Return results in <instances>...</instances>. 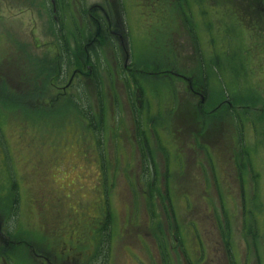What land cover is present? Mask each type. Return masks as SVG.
<instances>
[{
  "label": "rangeland",
  "instance_id": "374dc122",
  "mask_svg": "<svg viewBox=\"0 0 264 264\" xmlns=\"http://www.w3.org/2000/svg\"><path fill=\"white\" fill-rule=\"evenodd\" d=\"M79 1L54 0L52 11L50 0H0V264H48L62 253H93L88 264H168L172 233L177 242L169 254L176 264H264V60L247 56L252 46L262 55L263 30L250 35L237 25L230 13L234 0ZM94 5L105 13L88 11ZM91 13L111 26L109 45L85 46L95 37ZM169 40L183 43L175 60ZM45 44L64 52L58 79L48 66L56 64V49ZM83 45L91 78L75 79L56 97L54 85L65 83L76 55L85 54ZM199 57L216 61L225 81L238 72L236 82L250 81L258 95L255 109L219 100L234 110L236 126L229 115L217 122L204 114L221 130L215 146L225 159L187 146L192 139L183 143L177 134L179 117L185 127V119L197 129L199 122L187 110L173 115V85L164 70L176 61L192 72ZM114 60L120 68L125 62L132 75L130 86H117L118 106L108 93ZM204 81L203 101L213 111L220 89ZM134 85L141 88L139 107L127 102ZM248 91L239 87L232 94L248 98ZM87 119L94 128H87ZM148 127L153 138L142 133ZM139 131L147 144L132 148L127 140ZM147 154L154 166L151 190ZM100 213L105 217H96Z\"/></svg>",
  "mask_w": 264,
  "mask_h": 264
},
{
  "label": "flooded vegetation",
  "instance_id": "af4514ba",
  "mask_svg": "<svg viewBox=\"0 0 264 264\" xmlns=\"http://www.w3.org/2000/svg\"><path fill=\"white\" fill-rule=\"evenodd\" d=\"M50 3H51L52 11L56 10L55 4H54V0H50ZM229 3L234 4V7H232V8L230 7V13L233 15V18L235 20H237L238 24L237 23L236 24L239 25L241 27V29L246 28V30L248 31L247 33L250 32V35L252 34V32H255L257 34L260 33L259 31L256 32L257 29H261V30L264 31V0H234L233 2L229 1ZM75 4L80 6L81 3H80L79 0H75ZM98 9L103 10V12L105 13L104 9L100 5L91 6L88 9V11L92 12L93 10H98ZM82 13H83V8H80L77 11V15H78L79 18H80V15ZM90 18L93 20L92 22L96 26L95 37L90 38V41L87 44H85V46H87L88 44L89 45L93 44V45H98V46L100 45L101 47L102 46L104 47L107 44L109 45L111 43V39H108V37H107V35H105V33L106 32L107 33H111V26H109L108 24L101 25L99 18L96 15L92 14V13L90 14ZM53 19H54V21H56V16H53ZM58 28H59V26H58ZM102 30L104 32L105 37L103 39L104 42L103 43L100 42L101 43L100 44L99 43V39H97L96 36H98V34H101L99 31H102ZM263 31H262V33H264ZM113 33L116 34L117 37H120V34L118 32L114 31ZM176 35H178V34H176ZM170 36L173 37V35H170ZM250 38H252V36H250ZM179 41H181V40H179ZM179 41L178 40H174V41L170 42V40H169V45L171 47V53L174 55V57H173L174 60L177 59V57H175L176 49H178V51H180V52L183 51V50H181V48L183 49V47H182L183 43H180ZM254 43H256V42H254ZM46 44H49V43L47 42ZM46 44L43 45V46L44 47H46V46L49 47L50 46V47H54L56 49V58H55L56 59V65L54 66V68H51V71H53L51 76L53 77L55 75L56 79H58V78H60L61 72H62L61 63H62L63 59L65 58L64 52L60 53V51H59V46L60 45H58V44H50V45H46ZM121 45H122V42H121ZM85 46L83 47L84 52H85L83 58L82 57L79 58L80 56L78 57V55H76V57L74 56L75 57L74 58V63H73L74 66H73L69 76L67 77L65 83L62 86H59L57 84L56 85L53 84L56 97H59L60 94L65 93V90L67 89V87H69L70 85L72 86V84L75 82V79H77L79 81V83H80V81L83 78H86V79H90L91 78L90 53L88 51H86ZM252 48H253V46L249 47V53L252 52L251 56H254L257 59L260 58L261 60L262 59L264 60V57H263L264 56V54H263L264 53V49L261 50V53L257 52L259 54H262L261 56H258V55H256V52L253 53ZM91 51H92V49H91ZM96 52H99V51L96 50ZM182 53H184V52H182ZM123 59H124V57H123ZM50 62L51 61H48V64ZM172 63L173 64H172L171 68H168V70H164V73H166V75H167V76H165L166 77L165 80H167L166 83H169L170 85H173V89H176V90L179 89L178 90L179 92L177 91L179 99L181 101H185L187 105H189V104L204 105L205 103L203 101V90L202 89L194 90L192 85H191L192 84V79H193V76H194L193 73L191 72V69L186 71L184 69L185 68L184 67L185 63L184 62L183 63H179V62L173 61ZM126 66L127 65L124 62L123 66H121V68H120L118 63L115 60L112 61V69H113V71H112V76H110L111 77L110 80H112V84L111 85L109 84L108 93H109V96H110V99H111V103L112 104L114 103L116 106L119 105V103H118V96H119L118 91L119 90H117L118 89L117 86L120 83L121 84H125V82H127V84L129 83L130 85L132 84L130 79H128L129 77L126 76L127 77V81H126L125 80L126 77L120 75L121 71H124ZM124 73H125V71H124ZM49 74H51V72L48 73V75ZM51 76H50V78H51ZM196 78L199 80V76H196ZM200 80H202L201 77H200ZM134 86H135L133 88L134 90L132 91L133 92V97H131L130 95L127 96V99H128L127 102L129 103L130 107H131V103H132L133 100H134V104H135V107H136V101H135V92H136V90H138L140 95H141L140 86H138V85H134ZM55 96H53V97H55ZM197 97H200V98L197 99ZM224 101H222L221 104H220V102L215 104V108L216 109L213 108L212 109L213 111H210L209 109H207V112L210 114L212 112H215L216 110L219 111V109L222 106V104H224ZM226 104L230 105V103L228 101L226 102ZM253 109H255V108H253ZM219 119H221V118L216 117L215 120H217V122H219ZM213 128H214V126L212 125L210 131H209V129L203 131L204 134H206L208 137H213V139H211V138L209 139V138L206 137V139L202 140V142L201 141L200 142L195 141L196 142L195 143L194 141H191L190 143L194 144L195 146L197 145V143H200L201 146L203 147V149H207L210 153L212 151L213 154L216 153L217 154L216 156L218 157V159H225L226 158V156L224 157L225 151H223V149H222V147H220L219 143L217 144V147L215 146V143H216L215 140L217 139L218 135H220V133L218 132V130H215ZM125 129H126V127H125ZM153 132H154V129L149 127V129H148V131L146 133H149L150 138L151 137L153 138ZM142 133H143V135L146 134L145 131H143V130H142ZM139 134H140V136L139 135L137 137L133 136L131 139L127 140V144L130 145L132 148H135V147H138V146H140V147L146 146V144H147L146 138L143 137V135L141 134L140 131H139ZM151 140H153V139H151ZM147 160H148V163H149V166H148L149 181L148 182L145 181V184H146V187H150L149 190H151V184H152V179H153L152 167L154 168V166L151 163L152 161L149 158L148 154H147ZM142 176H143V179L146 180V178H147L146 172H143ZM142 191L144 192V189H142ZM105 212H107V210ZM101 216H102V218H104L105 214H101L100 213V215H97L96 217H100L101 218ZM100 221L101 220H99L97 222L100 223ZM96 224L94 225L95 227H96ZM170 230H171L170 233H172L174 231V229H170ZM95 233L97 234V230H95ZM75 236H76V230L73 231L72 234H70V237H75ZM138 236L139 235L137 234V237ZM171 237L173 238L174 242H173V245L170 246L169 253H171V252L175 253L174 246H175L177 240L174 237L173 233H172ZM97 239H99V238H97ZM169 240L171 241L170 238H169ZM141 246H144V248L146 249L147 253L151 254V250L149 248L150 244H148V242H146L145 239H142ZM125 250L127 251L128 254H134V252H131L127 248H125ZM199 250L200 249L198 248V252H199ZM161 252H162V250H161ZM169 253H168V255H169V257H171V259L168 258L169 262H170L168 264H172V262H173V264H176L172 254H169ZM199 253H198V255H199L198 259H202V256H201L202 254L201 253L199 254ZM90 256L86 258V255L85 256H80V255L77 256L74 253H62L60 255L52 256L51 259L47 258V261H48V264H88L87 261H88V258H90ZM164 260H165V258H164Z\"/></svg>",
  "mask_w": 264,
  "mask_h": 264
},
{
  "label": "trees",
  "instance_id": "16d2710c",
  "mask_svg": "<svg viewBox=\"0 0 264 264\" xmlns=\"http://www.w3.org/2000/svg\"><path fill=\"white\" fill-rule=\"evenodd\" d=\"M212 55L215 58L217 57L215 52ZM172 56L174 57L173 54H172ZM247 56L249 57L250 56V53ZM247 56H246V58H247ZM199 60L197 62L198 67H196V68L192 67V68H194V70H192V73H193L194 76H193L192 84L191 85H192V87H193L194 90H196V89H202L203 86H204V83H205L204 80H207V81L213 80L211 82L215 86H217L218 89H220V92H218L219 94H217L216 101L217 100L218 101L216 103H218L219 100H221L222 98H227L228 97V99L231 100V102H229V103L233 104V106H237V108L238 107H241V108H251V109H253V108L256 107L254 103L257 100H259V99H258V95L256 96V94L252 91L253 88L255 87L254 84H253V87H252L251 84H250V81H245V82H243L242 84L239 85V83L236 82V78H235V76H236V74L238 72H231V71L229 72V79L225 81L223 79V76L222 77H219V75L217 74L218 72L219 73H222V68L219 67L218 65H216V61H213V62L212 61H205V60L202 59V57H199ZM172 64L173 63H171V65L168 68H171ZM51 65L53 66L52 68H54V66L56 64L54 65V64H51V62H50L48 64V66L51 68ZM247 70L248 69H243L242 72L247 71ZM194 72H199V80L196 78ZM202 72L205 73V74L203 75ZM131 73H133V72H131ZM247 74H249L248 71H247ZM120 75L125 76V77L127 76V77H129L128 79H130V78L132 79V75L131 74L127 75V73L126 72L124 73V71H121ZM211 75H213L214 77H213V79L209 80V78H210ZM127 77L125 78L126 81H127ZM200 77L202 78V80H200ZM129 86H130V84H129ZM239 87L240 88L241 87L242 88L244 87L246 90H249L247 92V95H250V97H248V98L243 97V96L235 97L232 94V91L236 90ZM168 94H169V100H170L171 106L174 108V112H173L174 114L173 115L179 114V116H182V115H180V114L183 113L182 110H187L192 115V116L191 115H189V116L197 118V122H199L198 123L199 124V127L197 129L196 127H192V123H191V120L189 118L188 119H185V121H187V125H188V127H185L186 125L184 126V124H183V123H185L184 122V119L182 117H179L180 119H179L178 122L176 121V124H177V127H180V130L177 131V134L179 136H181V137L183 136L182 139L181 138L179 139L180 141H184V140H187V139H189V140L192 139L191 141H194V142L195 141H197V142H200L201 141L202 142V140H205L206 137L209 138V139L210 138L213 139V137H208L206 134L203 133V131L204 130H207V129H209V131H210L211 130V126H212V124L208 123L207 120L204 119L206 117V116H204V114L211 115L212 117H219L218 115H220V112L223 111L225 113V118H221V117H219V118L225 120L226 118H228L226 116L229 115V117L233 118V120H234L233 123H232L233 124L232 126H236V117L237 116H236L234 110H231L229 107L228 108H224L223 106H221L218 112H216V113H210L209 114L207 112V109L208 108L206 106V103L204 105H194V104L187 105L186 102L183 103L179 99L178 92H177L176 89H168ZM85 121L86 122L88 121L87 122V125H86L88 129L90 127H93L94 128L93 123H91V121L89 119H87ZM190 123H191V125H190ZM174 124H175V122H174ZM172 127H173V125H172ZM150 128H152V127H150ZM148 129H149V127L147 128V130L145 132H147ZM173 129H174V127H173ZM234 130H237L236 127H234ZM181 131H183L185 134H188L189 132H191L192 134H190L189 137H187L188 135H185L184 136V133L183 134H180ZM175 133H176V131H175ZM219 133H221V130L220 129H219ZM217 139L215 141H217ZM191 141H186L187 144H188L187 146H189V145L195 146L194 144H191L190 143ZM183 143H185V141ZM196 147L203 148L200 143H197ZM14 182H15V178L13 177L12 179H10L11 189L12 190H13L12 186L14 187ZM12 193H13V200H12L11 205H12V208H14L15 205H17V203H18V193L15 192L14 190L12 191ZM98 233L99 232H97V234Z\"/></svg>",
  "mask_w": 264,
  "mask_h": 264
},
{
  "label": "water",
  "instance_id": "95a60500",
  "mask_svg": "<svg viewBox=\"0 0 264 264\" xmlns=\"http://www.w3.org/2000/svg\"><path fill=\"white\" fill-rule=\"evenodd\" d=\"M135 99H136L137 106H139V91L138 90H136Z\"/></svg>",
  "mask_w": 264,
  "mask_h": 264
}]
</instances>
